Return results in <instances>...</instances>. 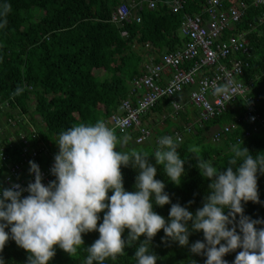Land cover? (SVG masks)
I'll return each instance as SVG.
<instances>
[{"label":"trees","instance_id":"1","mask_svg":"<svg viewBox=\"0 0 264 264\" xmlns=\"http://www.w3.org/2000/svg\"><path fill=\"white\" fill-rule=\"evenodd\" d=\"M125 1L0 0V11L4 4L11 5L8 15L0 16V24L7 20V24L0 27V141L6 158L0 168V190L5 189L6 166L22 161L25 141L31 148L44 146L48 153L41 163H47L59 152L55 143L61 130L79 123L94 124L98 120L107 124L122 101L130 100L135 104L130 95V83L141 74L142 61L152 56V61L159 63L164 55L182 48L185 43L179 35L182 14H201L206 0H186L182 14H171L163 5H158L155 10L143 7L137 13L139 23L131 21L116 26L110 22L111 14ZM221 1L224 8L235 3V0ZM242 1L248 6L245 17L232 31L225 32L221 40L237 33L246 34L250 57H240L248 64L241 81L245 84L252 82L248 97L255 113L264 120V76H261L264 71V23L259 21L264 7H254L252 0ZM122 33L126 37H122ZM18 86L23 91L14 95ZM191 90L183 93L186 98ZM180 104L183 109L174 115V119L170 117L172 110L167 99L158 104L151 115L143 118L147 120L156 114L166 127L163 131H151L150 138L141 144L136 143L139 133L114 130L118 140L123 141L118 143L117 151H147L153 164L159 138L172 136L174 132L181 134L182 142L177 151L186 161L181 184L176 186L164 174L163 166L156 165L155 179L165 184L164 191L169 195L170 203L159 207L153 202V211L166 222H169L172 204H179L195 215L203 207L209 191L211 181L197 169L195 155L188 151L189 146H199L202 158L222 171L232 158V145L241 143V140L253 157L264 153V129L252 131L244 120L248 103L236 99L228 104L224 113L201 125L197 122L198 111L188 101ZM187 105L190 106L189 112L186 111ZM237 121L238 127L234 131L224 132L225 127ZM245 132L250 135L246 137ZM216 135L219 137L217 142L213 141ZM138 171V168L121 166L126 191H136ZM257 187L260 202L242 201V207L246 217L264 221V173L259 171ZM108 195L110 197L112 193ZM99 215L97 227L103 222L104 213ZM239 219L237 216L235 226L237 234L242 235ZM188 226L190 235L186 247L168 239L163 230L157 233L151 241V252L158 257L157 264H205L206 255L190 251L196 241L205 242L203 232L192 231L191 222ZM228 227L231 229L233 225ZM256 227L258 230L264 228V223ZM5 230L11 237L10 228ZM128 233L129 230L125 229V241ZM82 238L84 247L88 248L99 238V232L83 234ZM145 239L140 237L131 247L125 248V256L115 261L109 258L104 264H137L135 252ZM84 247L78 250V256L72 258L56 246V255L49 264H84L88 254ZM239 251L241 249L230 252L223 259L227 264H234ZM27 258L28 253L11 238L0 252L4 264H28Z\"/></svg>","mask_w":264,"mask_h":264},{"label":"clouds","instance_id":"2","mask_svg":"<svg viewBox=\"0 0 264 264\" xmlns=\"http://www.w3.org/2000/svg\"><path fill=\"white\" fill-rule=\"evenodd\" d=\"M10 11L11 5L4 4L0 16L6 17ZM6 24L5 19L0 27ZM22 91L18 86L14 95ZM235 91L228 85H220L215 87L214 94L230 100ZM181 142L180 137L159 138L153 164L147 151H117L118 143L123 141L103 120L61 130L55 143L59 152L51 169L55 181L45 186L39 166L30 161V174H34L35 182L29 183L27 197L22 198L25 190L19 185L0 190V252L11 238L28 253V264H49L56 255V246L76 257L84 247L83 234L98 231L99 238L90 247H84L88 253L84 264H104L109 258L115 261L125 256V248L142 236L146 239L139 243L134 259L137 264H157L158 257L151 252V241L157 233L163 230L168 239L186 247L191 222L192 231H202L206 243L196 241L190 251L206 255L205 264H227L223 258L237 249L241 251L234 264H264V228L256 227L264 221L246 217L242 207V201L260 202L257 173H264V153L253 157L241 140L232 145V158L222 171L202 158L199 146H189L197 169L211 181L209 191L195 215L179 204H172L166 222L153 211V202L159 207L170 203L165 184L155 179L156 165H162L167 178L179 186L186 163L177 151ZM121 166L139 169L136 191L125 190ZM100 213H104L103 222L97 227ZM237 216L242 235L236 231ZM6 228H10L11 237ZM125 229L129 230L127 241L123 239ZM0 264H4L2 259Z\"/></svg>","mask_w":264,"mask_h":264},{"label":"built area","instance_id":"3","mask_svg":"<svg viewBox=\"0 0 264 264\" xmlns=\"http://www.w3.org/2000/svg\"><path fill=\"white\" fill-rule=\"evenodd\" d=\"M158 5L166 6L171 14H182L186 0H126L111 14L110 22L116 26L135 21L139 23L138 11L145 7L155 10ZM254 7H264V0H252ZM247 4L242 0L224 8L221 0H206L199 15L182 14L179 35L185 40L182 48L164 55L159 63L146 59L142 65L141 74L130 83V95L134 97L135 104L130 100L122 101L116 114L107 121V126L113 130L130 131L139 133L136 143L141 144L151 136V130L147 127V120L143 118L150 114L163 100H170L171 119L183 109L176 100L178 95L188 92L187 100L190 106L198 111L197 122L199 125L209 119L224 113L229 103L240 99L248 103V109L244 120L252 131L264 129V120L255 113L254 106L248 94L252 88V82L245 84L241 81L244 70L247 69V61L240 57L249 58L248 42L245 33H237L233 37L222 41L221 37L227 31L241 23L245 17ZM264 23V13L259 18ZM122 37H126L122 33ZM168 78L166 81L163 76ZM264 76V71L261 74ZM220 85H228L235 88L232 99L225 100L222 96L214 94V89ZM253 101V100H252ZM0 110L2 107L0 106ZM161 118V117H160ZM151 119V116H150ZM164 119V118H162ZM146 122V123H145ZM239 121L224 128L225 133L234 131ZM2 130L0 129V134ZM249 132H245L248 137ZM172 136H182L174 132ZM218 135L213 141H218ZM26 145L22 149V161L6 166L7 175L3 178L5 189L13 185H19L22 198L27 197L26 191L29 183L35 182L34 174H30L29 162H35L41 171L42 183L48 186L56 180L51 169L54 166V158L42 164L48 151L44 146L37 149ZM4 149L0 141V168L4 163ZM26 170V173L24 172Z\"/></svg>","mask_w":264,"mask_h":264},{"label":"crops","instance_id":"4","mask_svg":"<svg viewBox=\"0 0 264 264\" xmlns=\"http://www.w3.org/2000/svg\"><path fill=\"white\" fill-rule=\"evenodd\" d=\"M146 61H142L141 65H143ZM164 80L166 81V79L168 78V76L164 75L163 76ZM181 96V98L185 97V94H181L179 95ZM177 100V97H176ZM186 103V101H184ZM184 102L181 101L182 104H184ZM166 110V109H165ZM146 123V122H145ZM147 127L150 128V130L153 132L155 130H160L163 131L165 129V125L162 123V121L159 119V116H157L156 114L151 116V119L148 118L147 119V123H146ZM173 129V128H172Z\"/></svg>","mask_w":264,"mask_h":264},{"label":"rangeland","instance_id":"5","mask_svg":"<svg viewBox=\"0 0 264 264\" xmlns=\"http://www.w3.org/2000/svg\"><path fill=\"white\" fill-rule=\"evenodd\" d=\"M136 50H137V48H136ZM151 58H152V56H147L144 60H146V59H151ZM177 100H178L179 103H181V101H182V102H184V101L187 102V101H188L186 97L181 98V96H179V95L177 96ZM186 107H187V108H186V111L189 112V110H190V106L187 105Z\"/></svg>","mask_w":264,"mask_h":264}]
</instances>
